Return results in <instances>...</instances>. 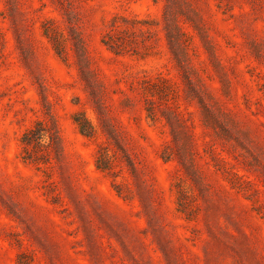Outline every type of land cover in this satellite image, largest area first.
<instances>
[{
	"label": "rangeland",
	"instance_id": "374dc122",
	"mask_svg": "<svg viewBox=\"0 0 264 264\" xmlns=\"http://www.w3.org/2000/svg\"><path fill=\"white\" fill-rule=\"evenodd\" d=\"M0 264H264V0H0Z\"/></svg>",
	"mask_w": 264,
	"mask_h": 264
},
{
	"label": "trees",
	"instance_id": "16d2710c",
	"mask_svg": "<svg viewBox=\"0 0 264 264\" xmlns=\"http://www.w3.org/2000/svg\"><path fill=\"white\" fill-rule=\"evenodd\" d=\"M77 122H78V121H77ZM78 124H79V127L81 128V130L84 131L85 129H84L83 125H82L80 122H78Z\"/></svg>",
	"mask_w": 264,
	"mask_h": 264
}]
</instances>
